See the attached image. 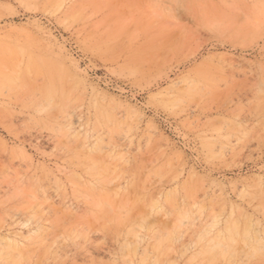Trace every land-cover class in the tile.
Instances as JSON below:
<instances>
[{
	"label": "rangeland",
	"instance_id": "374dc122",
	"mask_svg": "<svg viewBox=\"0 0 264 264\" xmlns=\"http://www.w3.org/2000/svg\"><path fill=\"white\" fill-rule=\"evenodd\" d=\"M0 264H264V0H0Z\"/></svg>",
	"mask_w": 264,
	"mask_h": 264
},
{
	"label": "bare ground",
	"instance_id": "6f19581e",
	"mask_svg": "<svg viewBox=\"0 0 264 264\" xmlns=\"http://www.w3.org/2000/svg\"><path fill=\"white\" fill-rule=\"evenodd\" d=\"M228 229H229V228H228ZM218 236H219V235H218ZM235 237H236V236L234 235V237H233V239H232V242H235V240H234ZM237 238H238V235H237ZM237 238H235V239H237ZM240 238H241V237H240ZM233 240H234V241H233ZM215 241H216V240H215ZM236 241H238V240H236ZM216 243H217V242H216ZM216 243H215V244H216ZM236 243H237V242H236ZM217 246H218V245H217ZM217 246H216V247H217Z\"/></svg>",
	"mask_w": 264,
	"mask_h": 264
}]
</instances>
